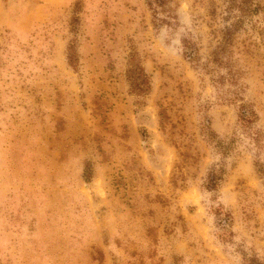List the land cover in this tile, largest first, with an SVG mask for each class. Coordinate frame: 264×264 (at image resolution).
<instances>
[{"label":"rangeland","instance_id":"obj_1","mask_svg":"<svg viewBox=\"0 0 264 264\" xmlns=\"http://www.w3.org/2000/svg\"><path fill=\"white\" fill-rule=\"evenodd\" d=\"M150 2L0 0V264H264V0Z\"/></svg>","mask_w":264,"mask_h":264},{"label":"trees","instance_id":"obj_2","mask_svg":"<svg viewBox=\"0 0 264 264\" xmlns=\"http://www.w3.org/2000/svg\"><path fill=\"white\" fill-rule=\"evenodd\" d=\"M160 2V3H159ZM163 3V0H151L149 3L150 5L153 4H161ZM165 3V2H164ZM254 0H231V8L237 9L240 11L242 15H247L250 13H253L255 9L257 10V7H259V4L257 3L256 6H254ZM68 60L69 63L76 67L77 57H76V46L74 42L69 43L68 46ZM129 80L131 82L132 91L135 92L138 95H141L150 87L149 84V78L148 74L145 71L144 67L138 62L136 57H133L131 66L129 68L128 73ZM241 115L240 119L244 124H250L254 119L257 117V113L254 109L249 107L248 104H241ZM88 167V166H87ZM91 169L90 167L87 168L85 171V177L90 180L91 178ZM210 183L214 186L217 184L220 177L216 174V172H212L210 175Z\"/></svg>","mask_w":264,"mask_h":264}]
</instances>
